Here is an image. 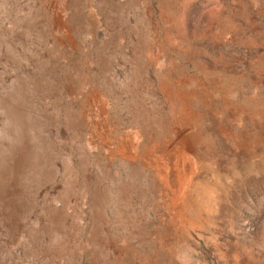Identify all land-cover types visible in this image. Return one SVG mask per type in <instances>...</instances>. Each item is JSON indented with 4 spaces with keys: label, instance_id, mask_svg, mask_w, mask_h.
<instances>
[{
    "label": "rangeland",
    "instance_id": "1",
    "mask_svg": "<svg viewBox=\"0 0 264 264\" xmlns=\"http://www.w3.org/2000/svg\"><path fill=\"white\" fill-rule=\"evenodd\" d=\"M0 264H264V0H0Z\"/></svg>",
    "mask_w": 264,
    "mask_h": 264
}]
</instances>
